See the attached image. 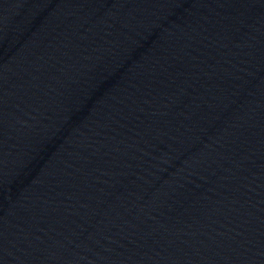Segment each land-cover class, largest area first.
<instances>
[{
    "label": "water",
    "instance_id": "95a60500",
    "mask_svg": "<svg viewBox=\"0 0 264 264\" xmlns=\"http://www.w3.org/2000/svg\"><path fill=\"white\" fill-rule=\"evenodd\" d=\"M0 264H264V0H0Z\"/></svg>",
    "mask_w": 264,
    "mask_h": 264
}]
</instances>
